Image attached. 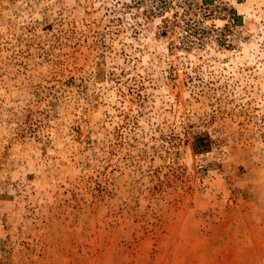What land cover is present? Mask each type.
I'll use <instances>...</instances> for the list:
<instances>
[{
    "label": "rangeland",
    "instance_id": "374dc122",
    "mask_svg": "<svg viewBox=\"0 0 264 264\" xmlns=\"http://www.w3.org/2000/svg\"><path fill=\"white\" fill-rule=\"evenodd\" d=\"M0 264H264V0H0Z\"/></svg>",
    "mask_w": 264,
    "mask_h": 264
}]
</instances>
